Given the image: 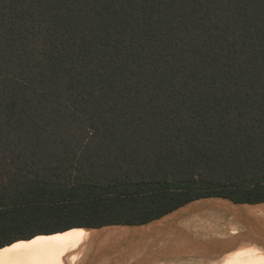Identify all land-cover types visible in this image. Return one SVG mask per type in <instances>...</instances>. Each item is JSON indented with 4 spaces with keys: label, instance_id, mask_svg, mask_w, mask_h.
Returning a JSON list of instances; mask_svg holds the SVG:
<instances>
[{
    "label": "trees",
    "instance_id": "trees-1",
    "mask_svg": "<svg viewBox=\"0 0 264 264\" xmlns=\"http://www.w3.org/2000/svg\"><path fill=\"white\" fill-rule=\"evenodd\" d=\"M208 196L264 202V0H0V249Z\"/></svg>",
    "mask_w": 264,
    "mask_h": 264
},
{
    "label": "water",
    "instance_id": "water-1",
    "mask_svg": "<svg viewBox=\"0 0 264 264\" xmlns=\"http://www.w3.org/2000/svg\"><path fill=\"white\" fill-rule=\"evenodd\" d=\"M261 203H241L222 196L192 200L157 218L140 224H110L86 227L107 231L91 250L86 264H153L163 259H216L239 248L264 250V216L253 212ZM232 215L239 226L226 237L198 233V219ZM111 233V234H110Z\"/></svg>",
    "mask_w": 264,
    "mask_h": 264
},
{
    "label": "bare ground",
    "instance_id": "bare-ground-1",
    "mask_svg": "<svg viewBox=\"0 0 264 264\" xmlns=\"http://www.w3.org/2000/svg\"><path fill=\"white\" fill-rule=\"evenodd\" d=\"M252 211L264 216V204L256 206ZM206 221L201 223L203 227L213 229L219 226L222 229L220 232H214L216 237L221 238L234 234L235 229L239 226L236 219L229 214L209 216ZM199 226L200 229L203 228L201 225ZM109 236L107 231L100 232L86 227H76L50 235H38L30 240L18 241L2 247L0 249V264H73L74 261H78L77 264H86L91 250L101 240L106 241ZM253 250L252 248L249 252ZM256 250L259 252L255 253L258 256L252 255L251 258L245 257L248 250L242 247L216 259L195 257L163 259L153 264H264V250L260 248Z\"/></svg>",
    "mask_w": 264,
    "mask_h": 264
},
{
    "label": "rangeland",
    "instance_id": "rangeland-1",
    "mask_svg": "<svg viewBox=\"0 0 264 264\" xmlns=\"http://www.w3.org/2000/svg\"><path fill=\"white\" fill-rule=\"evenodd\" d=\"M203 222L204 223L207 222L206 221V218H201V219H198V221H197V223L199 225H201V227H203L202 224H201ZM53 229L54 228L50 224H42L41 226L30 228L29 229V232L30 233L28 232V233H24V234L25 235H31V234H38V233H47V232H52L51 230H53ZM221 230L222 229L218 226V227H215L213 229H209V228L207 229V228L203 227L201 229L199 228L197 231H198L199 234H201L203 236H213V235H215L214 232L217 233V232H220ZM39 235H49V234H39ZM252 248L254 250L252 252H249ZM256 249H257V247H255V246L254 247L253 246H246L245 247V250H248V252L245 253V257H248L249 256L251 258L252 255H257L255 253H259V252H257ZM81 260L83 262V258ZM67 262H69V261H67ZM77 262L78 261H74L73 264H77Z\"/></svg>",
    "mask_w": 264,
    "mask_h": 264
}]
</instances>
